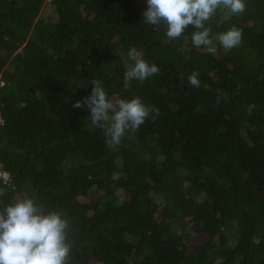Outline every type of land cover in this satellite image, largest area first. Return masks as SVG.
I'll return each instance as SVG.
<instances>
[{
	"label": "trees",
	"instance_id": "trees-1",
	"mask_svg": "<svg viewBox=\"0 0 264 264\" xmlns=\"http://www.w3.org/2000/svg\"><path fill=\"white\" fill-rule=\"evenodd\" d=\"M245 4L208 22L242 31L213 54L146 24V0H0V211L58 212L69 264H264V0ZM130 48L160 71L124 89ZM93 81L157 111L109 147L73 107Z\"/></svg>",
	"mask_w": 264,
	"mask_h": 264
},
{
	"label": "clouds",
	"instance_id": "clouds-1",
	"mask_svg": "<svg viewBox=\"0 0 264 264\" xmlns=\"http://www.w3.org/2000/svg\"><path fill=\"white\" fill-rule=\"evenodd\" d=\"M143 19L146 24L159 30L163 24L168 40L180 38L185 29L192 25L194 47H205L215 54L217 45L228 51L242 43V31L233 26L213 34L208 22L222 14L224 20L244 13L245 0H146ZM123 74V87L128 89L132 81L144 82L158 74L160 69L149 64L135 48H130ZM199 73L193 71L188 82L200 87ZM92 89L83 102L76 101L74 108L90 110V122L94 128L105 133L106 143L115 147L121 143L126 132L135 133L149 117L157 111L146 106L141 98H109L100 81L92 82ZM3 121L0 120V124ZM5 192L0 189V197ZM69 224L58 212H45L33 198L25 196L12 200L0 211V264H69L72 249L68 241Z\"/></svg>",
	"mask_w": 264,
	"mask_h": 264
},
{
	"label": "rangeland",
	"instance_id": "rangeland-1",
	"mask_svg": "<svg viewBox=\"0 0 264 264\" xmlns=\"http://www.w3.org/2000/svg\"><path fill=\"white\" fill-rule=\"evenodd\" d=\"M47 1H49V0H46V3H47ZM50 8H51V6L49 4H45L40 14L43 16H47ZM4 174L5 173H3V171L0 170V177L1 176L4 177L5 176Z\"/></svg>",
	"mask_w": 264,
	"mask_h": 264
},
{
	"label": "built area",
	"instance_id": "built-area-1",
	"mask_svg": "<svg viewBox=\"0 0 264 264\" xmlns=\"http://www.w3.org/2000/svg\"><path fill=\"white\" fill-rule=\"evenodd\" d=\"M4 175H5L4 178H7L6 174H4Z\"/></svg>",
	"mask_w": 264,
	"mask_h": 264
}]
</instances>
